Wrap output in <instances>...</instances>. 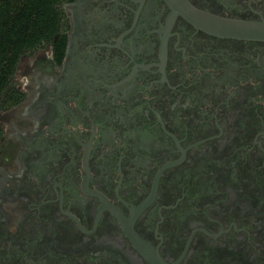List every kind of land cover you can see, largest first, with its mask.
<instances>
[{"label":"flooded vegetation","instance_id":"af4514ba","mask_svg":"<svg viewBox=\"0 0 264 264\" xmlns=\"http://www.w3.org/2000/svg\"><path fill=\"white\" fill-rule=\"evenodd\" d=\"M0 108V264H264V0H61ZM208 23V24H209Z\"/></svg>","mask_w":264,"mask_h":264},{"label":"trees","instance_id":"16d2710c","mask_svg":"<svg viewBox=\"0 0 264 264\" xmlns=\"http://www.w3.org/2000/svg\"><path fill=\"white\" fill-rule=\"evenodd\" d=\"M61 0H0V108L15 97L11 85L20 58L51 40L64 13Z\"/></svg>","mask_w":264,"mask_h":264},{"label":"water","instance_id":"95a60500","mask_svg":"<svg viewBox=\"0 0 264 264\" xmlns=\"http://www.w3.org/2000/svg\"><path fill=\"white\" fill-rule=\"evenodd\" d=\"M208 23L206 24L208 28L213 30L214 33L223 36L264 41V21L213 18L211 22Z\"/></svg>","mask_w":264,"mask_h":264}]
</instances>
